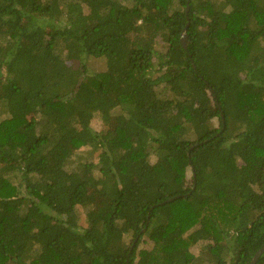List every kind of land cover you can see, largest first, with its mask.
I'll list each match as a JSON object with an SVG mask.
<instances>
[{"label": "trees", "instance_id": "1", "mask_svg": "<svg viewBox=\"0 0 264 264\" xmlns=\"http://www.w3.org/2000/svg\"><path fill=\"white\" fill-rule=\"evenodd\" d=\"M187 5L0 0V264H250L264 246V0Z\"/></svg>", "mask_w": 264, "mask_h": 264}, {"label": "rangeland", "instance_id": "2", "mask_svg": "<svg viewBox=\"0 0 264 264\" xmlns=\"http://www.w3.org/2000/svg\"><path fill=\"white\" fill-rule=\"evenodd\" d=\"M126 5H129L131 6L132 3L131 2H125ZM186 38L184 37V42H186ZM159 45L158 47L160 49H164L166 44L164 41H162L161 39L158 41ZM87 67L88 69L90 70L91 73H96V72H100V71H103L106 69V63L103 59H96V58H90L87 60ZM8 117V114L6 111H3V118H7ZM215 125L218 127L219 126V122L218 120H215ZM93 126L95 127V129L97 130H101L102 128V120L100 118L99 115H96V117L94 118V122H93ZM155 156H152L151 159H154ZM76 161L79 163L81 162H84V161H94L96 162L95 159H93V157L91 156L90 154V151L88 150H82L81 152H78V155L75 157ZM191 174L189 173V176ZM91 209L89 207H81L80 208V213H81V218H85L88 210ZM204 244L203 243H199L197 244L195 247L192 248V251L197 255V256H202L203 258H205V255L207 253H203L202 252V246ZM151 247V244L150 243H147V244H142L141 245V249L143 248H150ZM208 255V254H207Z\"/></svg>", "mask_w": 264, "mask_h": 264}, {"label": "water", "instance_id": "3", "mask_svg": "<svg viewBox=\"0 0 264 264\" xmlns=\"http://www.w3.org/2000/svg\"><path fill=\"white\" fill-rule=\"evenodd\" d=\"M189 9H190V0H188V5H187V14L189 13ZM190 25V22H188V25H187V28L189 27ZM184 37L187 39V35H184ZM182 43L184 45V48L187 49V46H188V42H184V38L182 39ZM172 201V200H171ZM170 202V201H168ZM167 203V202H165ZM163 203V204H165ZM139 240V237L136 239V242ZM264 254V246L258 251V253L255 255L253 261L250 263V264H257L260 257Z\"/></svg>", "mask_w": 264, "mask_h": 264}]
</instances>
